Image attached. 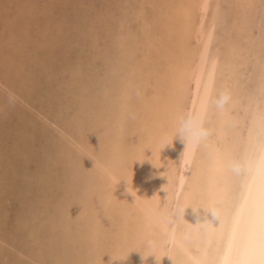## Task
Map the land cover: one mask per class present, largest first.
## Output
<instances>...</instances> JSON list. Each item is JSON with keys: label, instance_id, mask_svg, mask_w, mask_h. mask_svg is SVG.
<instances>
[{"label": "bare ground", "instance_id": "6f19581e", "mask_svg": "<svg viewBox=\"0 0 264 264\" xmlns=\"http://www.w3.org/2000/svg\"><path fill=\"white\" fill-rule=\"evenodd\" d=\"M118 2L99 19L102 34L91 24L90 48L72 69V86L89 82L80 116L51 121L56 164L65 165L55 180L61 193L30 203L21 240L6 247L0 238L2 251L17 264H110L111 256L127 257L113 264H264V189L227 169L264 147V31L263 41L255 32L264 0ZM222 91L231 99L223 111L208 107L210 135L194 154L179 139L161 150L178 114ZM145 156L158 167L135 161ZM177 207H188L185 216Z\"/></svg>", "mask_w": 264, "mask_h": 264}, {"label": "rangeland", "instance_id": "374dc122", "mask_svg": "<svg viewBox=\"0 0 264 264\" xmlns=\"http://www.w3.org/2000/svg\"><path fill=\"white\" fill-rule=\"evenodd\" d=\"M118 3V0H0V238L6 247L15 237L21 240L25 229L17 231V224L27 216L28 205L40 202L49 190L59 194L55 180L65 165L56 164L59 129L51 121L64 123L71 119L72 124L80 116L78 104L82 95L89 93L85 89L89 82L83 85L78 80L72 86V69L81 64V57L91 44L88 36L91 24L102 34L104 27L102 30L99 19L110 13V5L117 10ZM262 30L264 22L255 29L260 39ZM6 83H11L12 90ZM3 249L1 244L0 255L9 253V257H4L5 261L0 259V264H8L10 258L9 264H17L15 254Z\"/></svg>", "mask_w": 264, "mask_h": 264}, {"label": "clouds", "instance_id": "9594fccd", "mask_svg": "<svg viewBox=\"0 0 264 264\" xmlns=\"http://www.w3.org/2000/svg\"><path fill=\"white\" fill-rule=\"evenodd\" d=\"M137 95H139V93H137ZM230 99H231L230 95L226 91H222L219 93L217 98L211 99V98L206 97L204 101L201 103V105L194 108L192 111L187 112V113L178 114L175 118L174 133L171 137L165 135L162 138L161 150L164 149L165 146L171 145L174 139H179V141L185 145L184 149H190L191 153L194 154L195 150L210 135L208 128L205 126L206 113H207L208 107L210 105H214L217 110L223 111L225 106L229 103ZM129 118L135 119L136 118L135 113L130 112ZM85 157L94 161V165H95V160L92 155L85 154L84 158ZM146 159L151 160L145 156V158L143 159L137 158L135 161H139L143 163ZM180 159H182V162L185 164L186 167H190L192 163L191 154L188 157L184 158V152H183ZM151 162L153 163L152 160ZM154 165L157 166L156 164ZM227 169L232 175L245 179L252 188L256 190L264 189V147L259 148L256 151V153L252 155L251 157L244 156L241 158H236V159H232L228 161ZM123 180H126L127 182V187L125 189V192L133 196L135 200L136 195H137V192L133 190L135 188H133L132 185L130 186L129 181L127 179H123ZM188 207H177L174 210V215L185 216V210ZM192 208H193V211L197 213L200 209V208H195V207H192ZM203 209L205 210V213L211 215L212 221L219 222V215L214 208H203ZM195 224L200 225V227H203V224L199 220ZM147 247L154 248L155 247L154 242L148 241ZM153 254L155 255L157 262H159L160 260L156 257V254L154 251L151 252L150 255H153ZM143 258L145 257L143 256ZM125 259H127V257H124V258L117 257L113 259V257L111 256V259L108 262H110V264H113L114 261H117V260L123 261Z\"/></svg>", "mask_w": 264, "mask_h": 264}]
</instances>
